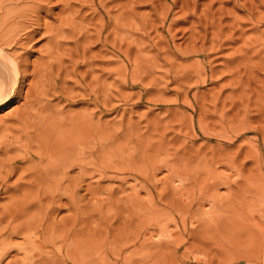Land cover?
I'll return each mask as SVG.
<instances>
[{"label":"rangeland","instance_id":"1","mask_svg":"<svg viewBox=\"0 0 264 264\" xmlns=\"http://www.w3.org/2000/svg\"><path fill=\"white\" fill-rule=\"evenodd\" d=\"M15 3L0 264H264V0Z\"/></svg>","mask_w":264,"mask_h":264},{"label":"bare ground","instance_id":"2","mask_svg":"<svg viewBox=\"0 0 264 264\" xmlns=\"http://www.w3.org/2000/svg\"><path fill=\"white\" fill-rule=\"evenodd\" d=\"M17 0H0V106L1 105H4V104H6L8 101H10V100H12L13 99V97L16 95V94H18L17 92H18V90H19V84H20V79H21V68H22V66H23V60L24 59H22L21 58V56H18V54L17 55H13V54H10L9 52H8V47H10L11 45H13L14 43H15V41H17V36H18V32H20L19 30L17 31V29H18V27L19 26H17V24L15 23L14 25H12L13 24V21H11L12 19V16H13V14L16 12V10H14L15 8H13L14 7V5L16 4L15 2H16ZM5 2H7L6 4H5ZM5 4V5H4ZM10 5V6H9ZM11 5H13V6H11ZM12 23V24H11ZM15 25L17 26V27H15ZM28 34H30L28 37H31V34L32 33H28ZM19 38V37H18ZM20 40V39H19ZM14 47V46H13ZM10 51V50H9ZM44 73H45V71H44ZM29 96V95H28ZM27 99H29L28 97H27ZM27 99H25V100H27ZM32 104V103H31ZM26 105V104H25ZM28 106V105H27ZM30 106V105H29ZM44 137V136H43ZM82 143V142H81ZM69 148V147H68ZM71 148V147H70ZM70 148L69 149H67V151H69L70 150ZM80 148V147H79ZM78 148V149H79ZM72 149V148H71ZM76 149V148H75ZM81 149H83V147H81ZM85 149V148H84ZM87 149V148H86ZM32 150V149H31ZM30 150V151H31ZM14 151V150H13ZM30 151H23L22 153H23V155H24V157H23V159L24 160H29V159H33L34 161H35V153L33 154L32 153V151L30 152ZM66 151V150H65ZM71 152H75L74 151V148L72 149V150H70ZM77 151H79V150H77ZM76 151V152H77ZM36 152V151H35ZM80 152H81V150H80ZM14 153V152H13ZM16 153V152H15ZM14 153V154H15ZM73 153H71L72 155H73ZM78 153V152H77ZM87 153V152H86ZM72 155H69V157L68 158H72L73 156ZM77 155V156H76ZM76 155H74L75 157H78V155H83L82 153L80 154H76ZM55 156V155H54ZM54 156H53V153H52V151H50V150H45V149H43L42 150V153L41 154H38V155H36V157L38 158V161H39V163L38 164H40V162H42V161H45V160H47L48 161V163H51V160L54 158ZM70 156H72V157H70ZM84 156V155H83ZM16 158V157H15ZM7 159V158H6ZM9 159H10V157H9ZM9 159H7V160H9ZM11 159H12V156H11ZM75 159V158H74ZM77 159V158H76ZM5 160V159H4ZM22 160V159H21ZM71 159H69V162H68V164H67V168H71V167H73L74 166V162H72V161H70ZM2 162V161H1ZM1 162H0V165H1ZM19 162V161H18ZM24 162V161H23ZM7 163V162H6ZM6 163H5V161H4V164H3V166L5 167H3V171H6V170H8V171H6V173H5V175L3 174V176H1L2 178H1V180H2V182H4L5 184L8 182V180H9V178H10V176L13 174V173H15V170L18 168L16 165L17 164H15V161H13V159H12V161H10L9 162V164H7L8 165V167H9V169H7L6 168ZM22 163V162H21ZM2 166V165H1ZM19 166V165H18ZM23 166V165H22ZM24 167V166H23ZM22 167V168H23ZM34 168H35V166H33ZM101 167V166H100ZM21 168V167H20ZM19 168V169H20ZM21 168V169H22ZM25 168V167H24ZM33 168V169H34ZM6 169V170H5ZM29 169V168H28ZM27 168H26V170H28ZM103 169V168H102ZM1 170V171H2ZM18 170V169H17ZM24 170V169H23ZM26 170H24V171H26ZM66 170V168L64 169V171ZM68 170V169H67ZM97 170V169H96ZM18 171H20V170H18ZM54 171V173H56L55 172V167H54V169L52 170V172ZM106 171V170H105ZM30 172V171H29ZM99 172V171H98ZM21 173V172H20ZM32 173V171L30 172V173H28V174H31ZM53 173V174H54ZM24 174V173H23ZM52 173H50V175H51ZM53 174H52V176H53ZM0 175H2L1 173H0ZM25 175H27V174H25ZM24 175V176H25ZM102 175V174H101ZM100 175V176H101ZM25 178H26V176H25ZM50 179H51V176L49 177ZM20 179V178H19ZM18 179V180H19ZM24 178H22V180H23ZM52 179H55V178H52ZM47 180H48V178H47ZM60 180V179H59ZM26 181V180H25ZM57 181V180H56ZM1 182V181H0ZM9 182H10V180H9ZM22 182V181H21ZM45 182H47V181H45ZM53 182H54V180H53ZM11 183V182H10ZM51 183H52V180H51ZM56 183V182H55ZM58 183H59V181H58ZM15 184H17V183H15ZM54 184V183H53ZM57 184V183H56ZM9 185V184H8ZM11 185V184H10ZM9 185V186H10ZM2 186H3V184H2ZM5 186H7V185H5ZM8 186V187H9ZM51 186H52V184H51ZM8 187H6V188H8ZM54 187V189H55V186H53ZM52 187V188H53ZM17 188V187H16ZM16 188H15V190H16ZM9 189H11V187L9 188ZM20 189V188H19ZM8 190V189H7ZM18 191V190H17ZM28 192H29V190H28ZM51 192H52V189H50L49 188V193H50V195H51ZM32 194H33V192H31ZM53 193H54V190H53ZM20 212V211H19ZM19 212H18V214H19ZM13 213L14 212H12V215H13ZM15 214H16V212H15ZM14 214V215H15ZM16 216V215H15ZM14 216V217H15ZM16 218V217H15ZM37 226V225H36ZM33 229V228H32ZM34 230V229H33ZM32 230V231H33ZM30 231H31V228H30ZM10 236H12V235H10V233H9V236H8V238L10 237ZM2 238V237H1ZM11 238V237H10ZM2 242H3V240H2ZM10 243V242H9ZM2 244V243H1ZM3 244H6V243H3ZM7 245V244H6ZM3 248V247H2ZM3 251V250H2ZM1 252V251H0ZM3 255V254H2Z\"/></svg>","mask_w":264,"mask_h":264}]
</instances>
